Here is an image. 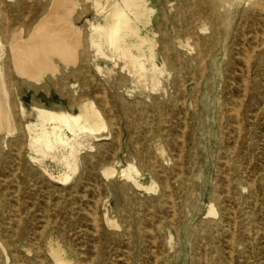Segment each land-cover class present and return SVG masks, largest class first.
<instances>
[{
  "label": "rangeland",
  "instance_id": "374dc122",
  "mask_svg": "<svg viewBox=\"0 0 264 264\" xmlns=\"http://www.w3.org/2000/svg\"><path fill=\"white\" fill-rule=\"evenodd\" d=\"M100 1L98 16L93 0L62 13L77 65L5 78L0 264H264V15L248 0H145L124 34L132 62L93 27L121 0ZM34 99L74 116L93 102L104 125L42 121ZM54 126L67 144L38 145Z\"/></svg>",
  "mask_w": 264,
  "mask_h": 264
},
{
  "label": "bare ground",
  "instance_id": "6f19581e",
  "mask_svg": "<svg viewBox=\"0 0 264 264\" xmlns=\"http://www.w3.org/2000/svg\"><path fill=\"white\" fill-rule=\"evenodd\" d=\"M75 1L76 0H49V2L48 1L44 2L43 0H16L12 3L6 4L4 2V0H0V126L4 125V126L10 127V128L13 127V119H12V115L10 114V109H9L8 105L5 103L6 102V100H5L6 95L5 94L7 92V90H6V79L5 78L6 77L11 78L13 71L21 77H24L27 79L34 77V78H36L35 80H37V78L43 77V75L48 70L53 68L52 67V66H54L53 60H55V59H59L60 61H63L65 63H70V62L76 63V65H77V60L79 57L77 54V49H78L77 43H79V42L74 43L72 41L71 36H70L71 33L69 34L70 26H68V25H70V22L62 14V13H68L69 12L68 11L69 5L70 4L72 5V3H76ZM107 1H109V0H107ZM210 1L213 2V0H210ZM250 1L251 0L247 1L248 2L247 5L249 4L250 6L252 5V6L257 7L260 14L264 15V1L260 0L257 2H253V4L250 3ZM218 3H220V5H222L224 8L226 7V4H227L225 0H220ZM238 4H241V1H238ZM93 5L95 8L96 15L98 16L102 12L101 9H104V6H102V3L100 0H93ZM47 6H48V8H47ZM149 9L150 8L147 7V3H145V0H121V3L114 1L111 4L109 10L102 15L104 18V21L103 22L97 21L96 25L93 24L94 30L97 31L98 33L102 34L107 43L115 46V47H112V49L113 48L116 49V47L123 48L124 54H126L131 59L132 62H137L138 61L137 57H135L134 55L131 54L130 47L125 43L126 40H125L124 34H126L125 32H129V30H131L135 33L136 26L133 24V19L144 20L145 18L150 16V15H146V13L148 12ZM7 11H12V13H13L12 18H8L6 16ZM152 12L149 14H152ZM226 14H227V10L225 12V15ZM31 16H33L32 20L34 21V23L30 22ZM226 16H227V20H228L229 16L228 15H226ZM217 25L218 24L216 23V26ZM88 29H89V27H88ZM257 34H258V32H257ZM1 38H2V43H1ZM187 42H186V44H189ZM79 45H81V44H79ZM91 45H93V44H91ZM97 46H99V45H97ZM187 46H189V45H187ZM7 47H8V50H7ZM196 48L198 49L197 46H196ZM254 48L256 49L257 47H254ZM120 51H121V49H120ZM141 51H142V49H141ZM5 52H7V53H5ZM254 52H255V50H254ZM122 53H123V51H122ZM247 53H249V52H247ZM4 54H6V56H3ZM251 54H253V53H251ZM248 57L250 58V56H248ZM251 57H252V55H251ZM207 58H209V57H207ZM108 59H110V58H108ZM243 59H245V58H243ZM130 65H131V63H130ZM143 66H144V64H143ZM247 66L249 67V65H247ZM236 72H237V70H236ZM3 75H5L4 78H3ZM248 75H249V72H248ZM201 76H203V75L201 74ZM137 80H139V78ZM199 81H201V80H199ZM21 84L22 85H28V87L30 86L29 83H27V82H21ZM198 84H200V82ZM183 88H185V87H183ZM245 90H246V88H245ZM104 97L106 98V96H104ZM107 102H108V100L106 101V103ZM241 102H243V101H241ZM241 105H243V103ZM82 106H83L85 111L78 116H74V115H70L67 113L66 107L64 106L63 103L54 104L52 107L46 106L45 103H42L41 101H38L37 99H34L31 103V107L35 110L37 118L42 120V121L58 122L60 125L65 124L66 126H68L70 128H72V124L74 123L80 129L87 128L91 131L97 129V126L102 125L103 121L101 123V120H100L101 117L99 116L98 111H96L93 102L84 103ZM240 109H239V111H240ZM82 120L84 121V124H82ZM169 120H170V118H169ZM184 122H186V120ZM103 125H104V123H103ZM240 129H239V131H240ZM183 131H185V130H183ZM239 131H238V134H239ZM51 133L55 136L57 141H60L62 144H67V140H64L62 135L57 133V126L52 127L51 132H49L46 129H43V132H42V135H44L43 139L40 140L39 138H41V136L39 135V137L36 138V143L38 145L42 146V145H44L42 143L44 141H46L45 145L49 146V142H50L49 141V138H50L49 135ZM18 156L20 157V155H18ZM228 164L229 163H227V165ZM125 170L123 172H125ZM104 171L108 176L109 174H113L115 169L113 167H107ZM155 184H157V183H155ZM153 186L155 187L156 185H153ZM150 188H151V186H150ZM144 189H145V187H144ZM154 190H155V188H154ZM214 213H215V211H214ZM214 213H213V215H214ZM106 216H107V214L105 215V217ZM154 245H156V244H154ZM53 251H54L55 258L58 259L60 257V251H61L60 248L57 247ZM231 252H233V251H231ZM157 258L158 257H156L155 259H157ZM54 261H55V259H54ZM58 262H59V260L57 261V263ZM62 262H64V261H62ZM65 262L67 263V261H65ZM59 263H61V261Z\"/></svg>",
  "mask_w": 264,
  "mask_h": 264
}]
</instances>
